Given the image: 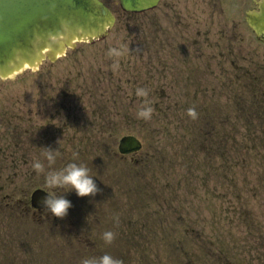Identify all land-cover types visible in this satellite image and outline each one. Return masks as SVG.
<instances>
[{"label":"rangeland","instance_id":"rangeland-1","mask_svg":"<svg viewBox=\"0 0 264 264\" xmlns=\"http://www.w3.org/2000/svg\"><path fill=\"white\" fill-rule=\"evenodd\" d=\"M106 3L117 15L109 36L0 79V264L105 252L123 264H264V42L220 11L186 20ZM145 99L148 119L138 116ZM125 134L142 150L120 156ZM44 147L59 150L53 164ZM73 160L97 193L45 183ZM39 186L72 201L65 217L34 214Z\"/></svg>","mask_w":264,"mask_h":264},{"label":"water","instance_id":"water-1","mask_svg":"<svg viewBox=\"0 0 264 264\" xmlns=\"http://www.w3.org/2000/svg\"><path fill=\"white\" fill-rule=\"evenodd\" d=\"M159 0H120L126 11L139 12ZM262 13L249 16V22L264 34ZM115 18L101 0H0V75L6 77L26 64L33 65L45 56L54 59L76 39L93 40L108 33ZM134 137H125L120 149L140 148ZM46 193L37 190L33 205L46 207Z\"/></svg>","mask_w":264,"mask_h":264},{"label":"clouds","instance_id":"clouds-1","mask_svg":"<svg viewBox=\"0 0 264 264\" xmlns=\"http://www.w3.org/2000/svg\"><path fill=\"white\" fill-rule=\"evenodd\" d=\"M123 47L110 48L111 54L119 56L123 51ZM137 95L148 96V90L145 88H138ZM144 106L139 108L138 116L144 119H148L153 112V107L150 102L145 99ZM189 112L194 113V109H189ZM44 152L41 154L46 157L49 164H53L59 154V150H53L51 148L44 147ZM33 167L36 170L44 169V163L41 159L33 161ZM45 183L55 188L57 186H70L71 190H75L77 195L90 196L99 191L94 176L90 174V169L84 163H77L75 160L69 162L63 168L49 169L45 174ZM44 203L55 216L65 217L68 214L69 209L72 207V201L65 195H52L46 192ZM102 237L106 243H111L115 239V233L112 230H105L102 233ZM82 264H123V261L119 258L112 256L110 253L105 252L99 257H88L83 259Z\"/></svg>","mask_w":264,"mask_h":264},{"label":"flooded vegetation","instance_id":"flooded-vegetation-1","mask_svg":"<svg viewBox=\"0 0 264 264\" xmlns=\"http://www.w3.org/2000/svg\"><path fill=\"white\" fill-rule=\"evenodd\" d=\"M260 0H161L159 6L168 12L178 9L179 16L185 17L187 20L189 17L197 16L199 14L204 15L206 18L214 17L217 12L223 14L224 18L228 19L239 17L236 23V27L243 26V23L247 27L246 14L248 10L258 9V2ZM189 18V20H190ZM188 20V21H189ZM243 21V23H242ZM236 27L234 29H236ZM229 36H225L227 39ZM195 42H198L199 36H192ZM220 43H225L221 41Z\"/></svg>","mask_w":264,"mask_h":264}]
</instances>
